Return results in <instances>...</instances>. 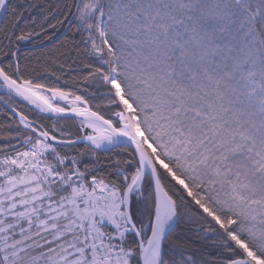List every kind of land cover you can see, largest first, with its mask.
Segmentation results:
<instances>
[{"label":"snow or ice","instance_id":"snow-or-ice-1","mask_svg":"<svg viewBox=\"0 0 264 264\" xmlns=\"http://www.w3.org/2000/svg\"><path fill=\"white\" fill-rule=\"evenodd\" d=\"M0 264H264V0H0Z\"/></svg>","mask_w":264,"mask_h":264}]
</instances>
